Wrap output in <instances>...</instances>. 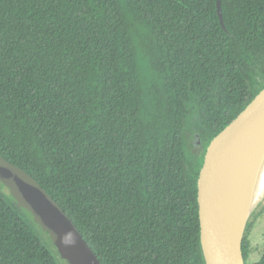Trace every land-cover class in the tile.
Wrapping results in <instances>:
<instances>
[{"label": "trees", "instance_id": "1", "mask_svg": "<svg viewBox=\"0 0 264 264\" xmlns=\"http://www.w3.org/2000/svg\"><path fill=\"white\" fill-rule=\"evenodd\" d=\"M216 3L0 0V157L99 264H205L206 150L264 89V0ZM0 264H67L1 183Z\"/></svg>", "mask_w": 264, "mask_h": 264}, {"label": "water", "instance_id": "2", "mask_svg": "<svg viewBox=\"0 0 264 264\" xmlns=\"http://www.w3.org/2000/svg\"><path fill=\"white\" fill-rule=\"evenodd\" d=\"M216 2L222 25L220 0ZM263 124L264 89L206 150L197 196L200 245L205 264H244L241 247L250 216L243 232H240L232 213L229 175L235 171L249 138ZM194 142H199L197 135ZM0 183L17 205L27 211L41 230L48 234L61 260L67 264H99L71 220L46 192L29 175L1 157Z\"/></svg>", "mask_w": 264, "mask_h": 264}, {"label": "bare ground", "instance_id": "3", "mask_svg": "<svg viewBox=\"0 0 264 264\" xmlns=\"http://www.w3.org/2000/svg\"><path fill=\"white\" fill-rule=\"evenodd\" d=\"M228 189L235 225L243 232L248 217L264 196V124L249 138L235 171L230 172Z\"/></svg>", "mask_w": 264, "mask_h": 264}, {"label": "rangeland", "instance_id": "4", "mask_svg": "<svg viewBox=\"0 0 264 264\" xmlns=\"http://www.w3.org/2000/svg\"><path fill=\"white\" fill-rule=\"evenodd\" d=\"M191 130L194 132V128L191 127ZM192 135L194 134L190 133V137ZM193 137L191 139V143L193 141ZM195 146L196 148H193L192 144L189 145L188 149L191 153H195L196 152L195 149L200 148V141L197 144H195ZM263 198L259 201V203H261ZM248 241H249L248 262L249 263L257 262L260 259L262 251L264 249V212L253 224Z\"/></svg>", "mask_w": 264, "mask_h": 264}]
</instances>
